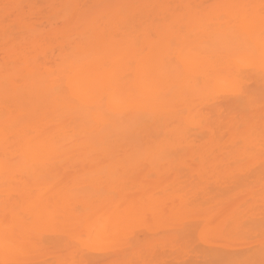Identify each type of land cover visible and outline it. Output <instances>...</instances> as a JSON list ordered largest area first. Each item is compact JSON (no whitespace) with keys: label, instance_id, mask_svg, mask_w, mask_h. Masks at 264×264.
<instances>
[{"label":"bare ground","instance_id":"1","mask_svg":"<svg viewBox=\"0 0 264 264\" xmlns=\"http://www.w3.org/2000/svg\"><path fill=\"white\" fill-rule=\"evenodd\" d=\"M204 1L0 0L1 264H25L33 249L43 253L53 244L55 251L77 247L68 254L78 258L70 256L71 264H264V146L208 140L197 157L187 149L204 133L215 139V129L233 128L244 110L264 116V10L261 0H215L219 7L211 10L201 8ZM238 69L257 86L248 85L256 98L250 104L221 85ZM258 88L261 97L253 93ZM206 102L211 107L204 110ZM197 103L205 111L199 122ZM151 131L173 134L179 145L158 139L156 145ZM53 145L58 163L39 177L25 171V162ZM184 149L197 166L204 159L206 170L194 175ZM152 171L154 197L142 203L160 211L158 222L137 230L127 246L86 245L87 228L113 211L109 192L121 185L117 178L133 190L139 186L133 176ZM124 188L118 195L132 201ZM198 188L190 206L214 213L203 235L198 217L171 211L179 196ZM35 253L32 261L44 256ZM53 258L67 264L65 256Z\"/></svg>","mask_w":264,"mask_h":264},{"label":"snow or ice","instance_id":"2","mask_svg":"<svg viewBox=\"0 0 264 264\" xmlns=\"http://www.w3.org/2000/svg\"><path fill=\"white\" fill-rule=\"evenodd\" d=\"M218 5H210L208 10L215 9ZM261 10H264V0L260 3ZM190 22H177L179 27H184ZM262 62L260 72L264 77V49L261 51ZM222 87L226 88L236 99L241 100L244 104H250L255 97L252 93L247 91L248 78L244 74L243 69H238L234 72H229L227 78L221 80ZM218 94V93H217ZM222 111V109H218ZM60 154L59 146L53 145L47 152L31 161L24 164V169L29 174L39 177L43 175L49 168L58 163ZM186 166L193 167L194 175L200 174L206 170V161L200 160L199 165H195L194 161H186ZM198 188L193 192L192 196L181 195L177 198L176 203L171 210L175 216H196L199 218L200 234L212 230L214 223L212 222L214 213H204L196 206H190L191 200L194 199L196 192L202 191ZM113 211L108 215H100L96 217L95 222L87 228L84 242L86 245H129L131 238L139 229L149 227L151 224L158 222L160 218V211L155 207H148L144 204H138L132 201L125 202L123 199L113 200ZM53 224L55 218H52ZM189 221L185 220L184 224ZM184 227V225H181Z\"/></svg>","mask_w":264,"mask_h":264},{"label":"rangeland","instance_id":"3","mask_svg":"<svg viewBox=\"0 0 264 264\" xmlns=\"http://www.w3.org/2000/svg\"><path fill=\"white\" fill-rule=\"evenodd\" d=\"M214 1H215V0H206V1H204V3H202V5H201V8H209L210 5H214V4H215ZM262 13H263V12H262ZM262 15H263V14H262ZM246 69H247V68H246ZM249 70H250V68H249ZM251 70H252V69H251ZM254 70H255V69H254ZM234 71H235V70H234ZM252 71H253V70H252ZM248 72H249V71H248ZM250 73H251V72H250ZM254 73H255V72H254ZM244 74H245V71H244ZM247 74H249V73H247V71H246V76H247ZM228 75H229V74H228ZM251 75H252V74H251ZM249 76H250V75H249ZM251 77H252V76H251ZM251 77H250V78H251ZM255 78H256V77H255ZM251 80H252V79H251ZM251 80L248 79V85H249V83H250V84H253V83L251 82ZM253 80H254V78H253ZM253 80H252V81H253ZM255 80H256V79H255ZM256 84H257V81H256ZM253 85H254V84H253ZM249 86H250V85H249ZM253 87H257V86L254 85ZM253 87H252V89H253ZM225 89H226V88H225ZM249 89H250V88H249ZM254 89H255V88H254ZM256 89H257V88H256ZM258 89H260V88H258ZM221 90H222V89H221ZM221 90H220V93L218 94V96H219V98L222 97V98H221V100H222L221 102H225V101H227L229 98L225 96L226 94H221ZM262 90H263V89H260V91H259V90H258V91H254L253 93L258 92V93H259V96H260V94L263 93ZM222 91H223V90H222ZM249 91H251V89H250ZM261 91H262V93H261ZM225 92H226V93L228 92L230 95H232L228 90H227V91L225 90L224 93H225ZM212 93H213V95H214V91L211 92V95H212ZM217 93H218V92L215 93V96L217 95ZM222 93H223V92H222ZM251 93H252V92H251ZM211 95H210V97L207 98V101H208V99L210 100V98L213 97V95H212V96H211ZM256 95H257V93H256ZM218 96H217V97H218ZM228 96H229V95H228ZM232 96H233V95H232ZM260 97H261V96H260ZM219 98H217V100H218ZM230 98H232V97H230ZM233 98H234V97H233ZM257 98H258V97H257ZM255 99H256V98H255ZM259 99H260V98H259ZM211 100L213 101L212 98H211ZM211 100H210V101H211ZM212 101H211V102H212ZM214 101H215V100H214ZM217 102L220 103L219 100H218ZM204 103H205V102L203 101V104H204ZM206 103H207V104H205V105L202 104V105L200 106V107L203 106V107H204V110L207 109V108L210 109V107H211V104H210V106H208L210 102H206ZM214 104H215V103H214ZM221 104H222V103H221ZM198 105H199V104L197 103L196 106L198 107ZM203 107H202V108H203ZM198 108H199V107H198ZM202 108H199V109H202ZM249 110H250V111H253V110H251V109H249ZM202 111H203V109L200 110V111H199V110L196 111V114H194L195 119H198V118H199V119L203 120V119L200 118V117L204 116L205 114L202 113V114H204V115L201 114V116H200V114H199V113L202 112ZM208 111H209V110H208ZM247 111H248V109H247L246 111H245V110L242 111V112H246L245 114H243L242 112H239L240 114H241V113L243 114V115H242V114H241V115L243 116L244 119L241 118V117H238V115H236V118L234 117V118L232 119V121H233L232 123H234V124H233V128H234V125L237 123V124L235 125L236 128L234 129V131H235V133H236V131H238V133H237L238 135L236 134L238 138L235 137V134L233 133L234 131L231 130V129H233L231 123H230V124H231V125H230V126H231L230 130H229V127L227 128V127L224 126V128H223V127H220L221 125L219 124V127H220V128L215 129V135H217V136L215 137V139H213V137L211 138V135H212V134L210 135L209 133H204V134H203V135H205V138H203V139H205L204 141H203L202 139H198V138H199V135H198V138H196V137L193 138V139H195V140L198 139L197 142L194 141V140H193L194 142H192L193 144H192L191 142H190V143L188 142L189 144H191V146L187 147V149L190 150V147H192V149L190 150V153H189V151H188L189 155L195 154V155H193V157H195V156H196V153L198 154V152H199V150H198V146H199V148H202L201 146H202L203 144H210V143H211L210 141H212V140H214V141H215L216 143H218V144H219L220 142H222L223 144H226L225 146H227L228 143H229V146H230V143H233V142H234V143H238V141H240V143H246V144H247V142H248V143L251 142L250 144H252V145L254 144V147H255V146H258V145H257V142H258V143H259V142H260V143L262 142V144L259 143V145H260V146H261V145L264 146V145H263V142H264V116H262L261 113L259 114L258 111H256V112H258V114L256 113V115H253V114H255V113H252V112H249V111L247 112ZM203 112H205V111H203ZM254 112H255V111H254ZM240 114H239V115H240ZM246 114H248V116H247ZM250 114H252L253 116L251 117ZM263 114H264V113H263ZM241 115H240V116H241ZM196 116H198V117L196 118ZM240 118H241V119H240ZM199 119H198V122L200 121ZM245 119H246L247 121H246ZM221 120H222V119H220V121H221ZM225 120H226V122H228V121H227V118H224V121L222 120L221 123L223 122L224 125H225V124L228 125L229 122H228V123H225ZM242 120H243V121H242ZM249 120H250V121H249ZM204 121H205V120H204ZM218 121H219V120H218ZM218 121H217V120H216V121H214V120L212 121V120H211L212 123H215L214 125H213V124H212V125H213L214 127L217 126L216 124H217ZM235 121H236V122H235ZM248 121H249L250 124L248 123ZM242 122H243V123H242ZM245 122H246V124H244ZM247 123H248V124H247ZM238 124H239V125H238ZM227 125H226V126H227ZM237 125H238V127H237ZM246 125H247V126H246ZM186 126H187V125H186ZM228 126H229V125H228ZM184 127H185V126H184ZM189 128H190V127H189ZM212 128H213V127H212ZM244 128H245V129H244ZM160 129H162V128L160 127L159 130H160ZM243 129H244V130H243ZM192 130H193V129H192ZM194 130H196V129H194ZM213 131H214V130H213ZM161 132H162V131H160V133H161ZM151 133H152L151 136L153 135V136L155 137V138H154V137L152 136V139H154V142H155L156 139H158V140H156V142L158 141V143H160L159 141L162 140V143L164 144V146H165V144H166V146H168V145H167V142H169V141H171V143H168L169 145H179V144H178V140L176 139V137H175V136H172L173 134H171V135H170V134L167 135V134L164 132V133H165V136H162L163 133H161V134H159V135H155L153 131H151ZM193 133H195V131H193ZM191 134H192V133L190 132V135H191ZM241 135L244 136L245 138L242 137ZM166 136H169V137L166 138ZM201 136H202V135H201ZM212 136H213V135H212ZM233 136H234V137H233ZM172 137H174V139H173ZM191 137H192V136H191ZM243 138L245 139V141H244ZM165 139H167V140H165ZM169 139H171V140H169ZM175 139H176V141H175ZM191 139H192V138H191ZM236 139H237L238 141H235ZM246 139H247V140H246ZM248 139H249L250 141H249ZM172 140H173V141H172ZM199 140H201V141H199ZM208 140H210V141H209L210 143L207 142ZM230 140H232V141H230ZM152 141H153V140H152ZM165 141H166V142H165ZM174 141H175V142H174ZM189 141H192V140H189ZM218 141H220V142H218ZM243 141H244V142H243ZM156 142H155V144H156ZM164 142H165V143H164ZM186 142H187V141H186ZM186 142H185V143H186ZM174 143H175V144H174ZM176 143H177V144H176ZM185 143L183 142L184 145H188V144H185ZM202 143H203V144H202ZM222 143H220V144H222ZM183 144H180V145H183ZM201 144H202V145H201ZM156 145H157V144H156ZM192 145H194V146H192ZM195 145H196V146H195ZM242 145H243V144H242ZM247 145H248V144H247ZM247 145H246V146H247ZM252 145H251L250 147H252ZM203 146H204V145H203ZM229 146H228V147H229ZM260 146H259V147H260ZM248 147H249V146H248ZM246 148H247V147H246ZM252 148H253V147H252ZM261 148H263V150H264V147H261ZM185 149H186V148H185ZM185 149H184L183 153L185 152L186 157H185L184 155H183V156H184L186 159L189 160L190 158H189V157L187 158L188 154H187V150H185ZM256 149H257V147L254 148V151H255ZM258 149H259V148H258ZM192 150H193V151H192ZM196 150H197V151H196ZM252 150H253V149H251V151H252ZM191 151H192V152H191ZM254 151H253V152H254ZM244 152H246L245 154H247V150H246V149H244ZM256 152H257V153H256ZM258 152H259V153H258ZM261 153H262V154H261ZM261 153H260V151L257 150V151H255L254 154H257V155L261 154V155H263V152H261ZM252 154H253V153L249 154V156H252V157H250V158H253L254 155H252ZM181 156H182V154H181ZM183 156H182V157H183ZM247 156H248V154H247ZM249 156H248V157H249ZM255 156H256V155H255ZM259 156H260V155H259ZM263 156H264V155H263ZM196 157H197V156H196ZM260 157H261V156H260ZM260 157H259V158H260ZM191 158H192V157H191ZM245 158H246V156H245ZM255 158H256V157H255ZM259 158H258V159H259ZM258 159H254V161H256V160H258ZM244 160H245V161H244V163H245L247 159H244ZM251 160H252V159H251ZM251 160L248 159L249 163L247 162L250 166H249L248 164L245 165V164H246V163H245V164H243V167H244V168H246L247 166L251 167L252 164H254V162H252ZM259 160H260V159H259ZM261 160H262V159H261ZM189 161H192V160H189ZM262 161H263V160H262ZM250 162H252V164H250ZM256 162H257V161H256ZM256 162H255V163H256ZM238 164H240V163H238ZM241 164H242V162H241ZM241 164H240V166H241ZM257 164H258V162H257ZM259 164H260V163H259ZM195 165H196V164H195ZM255 165H256V164H255ZM243 167H242V168H243ZM249 167H248V168H249ZM253 167L255 168L254 165H253ZM263 167H264V165H263ZM244 170H245V169H244ZM248 170H249V171H250V170L253 171V168H249ZM258 170H260V169H258ZM258 170H256V171H258ZM263 170H264V169H263ZM263 170H262V171H263ZM181 171H182V169H181ZM183 171H184V170H183ZM246 171H247V168H246ZM246 171H245V172H246ZM249 171H248V172H249ZM117 172H118V171H117ZM117 172H116V173H117ZM119 172H121V171H119ZM119 172H118V173H119ZM187 172H188V171H187ZM248 172H246V173H248ZM253 172H254V171H253ZM118 173H117V175H118ZM121 173H122V172H121ZM154 173H155V170H154ZM123 174H124V173H123ZM145 174H146V173H145ZM258 174H259V173H258ZM250 175H251V174H250ZM114 176H116L115 173H114ZM114 176H113V177H114ZM118 176H119V175H118ZM120 176H122V174H120ZM261 176H262V175H261ZM154 177H155V175H154ZM154 177H153V171H152V172H149V174H146V175H137V176H133V178H136V180L139 181V186L136 187V188H134L133 190H131V188H130V186H131L130 183H128V184L122 186V184H124V183L121 182V181L119 182V180H120V177H119V178H117L118 181H116V180H115V181H116V183L118 182L119 185H120V183H121V185H120V186H117L114 190H112L111 192H109V197H111L113 200H120V199L122 198L121 193L123 192V187H125V188H124V189H125V190H124L125 192H126V191H128V192H129V191H132V201H135V203L141 204L142 201H144V202H145V201H148V199H147L148 197H154V194H153V178H154ZM261 178H262V177H261ZM261 178H260V179H261ZM114 179H116V178H114ZM251 179H252V177H251ZM255 179H258L257 181H259V178H255ZM250 181H251V180H250ZM253 181H254V180H253ZM257 181L253 182V185H252V186L250 185V186L252 187L251 190H253V192H255L254 189H253V187H255V186H256V187H259V186L261 185V181H262V180H260V184H259V182L256 183ZM262 182H263V184H264V181H262ZM254 183H255V184H254ZM257 185H259V186H257ZM121 186H122V187H121ZM248 187H249V185H248ZM248 187L246 186L247 190L250 191V190L248 189ZM262 187H263V186H262ZM262 187H261L260 189H263V188H264V187H263V188H262ZM119 188L122 189V192H121V193L118 192V193H120L121 198H120V196H119L118 193H117V191H118ZM166 188H167V187H166ZM260 189H259V190H260ZM80 190H81V188H80ZM80 190H79V191H80ZM82 190H83V189H82ZM84 190H85V189H84ZM165 190H166V191H164V192H167V193L169 192V191H167V189H165ZM169 190H170V189H169ZM259 190H257V191H259ZM6 191H7V190H6ZM102 192L106 194V191H105V190L102 191ZM251 192H252V191H251ZM3 193H4V192H3ZM3 193H2V194H3ZM7 193H8V192H7ZM93 193H95V190L93 191ZM98 193H99V190H97L96 195H97ZM8 194H9V193H8ZM157 194H158V193H157ZM159 194L161 195V194H163V193L159 192ZM5 195H6V194H5ZM94 195H95V194H94ZM99 195H102V194H99ZM149 195H151V196H149ZM152 195H153V196H152ZM257 196H258V195H257ZM257 196H256V197L254 196L253 199L255 200V199L257 198ZM260 196H262V195H260ZM7 197H8V195H7ZM7 197H5V198H7ZM50 197H51V196H50ZM258 197H259V196H258ZM9 198H10V196L8 197V199H9ZM260 198H262V197H259V200H258L257 203L260 202V200H261ZM49 199L52 201L53 198L51 197V198H48V200H49ZM253 199H252V200H253ZM113 200H112V201H113ZM252 200L250 201V199H249L250 202H252ZM254 200H253V201H254ZM107 201H108V200H107ZM261 202H262V201H261ZM261 202H260L259 204H261ZM254 203H255V201H254ZM142 204H143V203H142ZM6 216H7V217H5V219L8 218V214H7ZM9 216H10V214H9ZM7 220H8V219H7ZM5 221H6V220H5ZM6 222H7V221H6ZM151 225L153 226V224H151ZM154 229H155V228H154ZM154 229H153V230H154ZM140 231H141V230H140ZM142 231H143V230H142ZM142 231H141V233H143ZM144 231H145V230H144ZM74 242H75V241H74ZM71 243H72V241H71ZM75 243H76V242H75ZM51 244H52V243H51ZM55 244H56V243H55ZM66 244H67V243H66ZM48 245H50V244H48ZM69 245H70V243H69ZM74 245H75V244H74ZM78 245H80V244H78ZM45 246H46V245H45ZM50 246H51V245H50ZM50 246H49V247H50ZM62 246H63V245H62ZM65 246H66V245H65ZM67 246H68V245H67ZM96 246H97V245H96ZM53 247H54V244H53ZM53 247L51 246L50 249L48 248V250H46V248H47V246H46L45 251H44V250L42 251L43 253H41V250H40V247H39L38 250H37V249H33V252H31V251L28 252L29 254L33 253V254H31V256H30L28 253H27V254H28L31 258H32V256L34 255L35 252H36L35 254H38L37 257L39 256L40 253H41V255L44 254L45 257H44V256L42 257V256L40 255L41 257L38 258L39 261L41 260V263H40V264H42V262H44V261H46V262H44V263H46V264H57L58 262L55 261V259L53 258L54 256L56 257V260H59V259L61 260V259L65 256V259L67 258V260H63V261H64V262L67 261V264H71V262H72L74 259H78V258H75V257L73 258L71 255H70L71 257L68 255L69 252L72 253V252H71L72 249L77 248L76 246H73V245H72V248H71V246L68 247V249H66V250H68V253H67L66 250H63V249H61V248H60V249H61L60 251H55V249H57L58 246H57V247L55 246V248L53 249L54 251H53V250L51 249V248H53ZM59 247H60V246H59ZM63 247H64V246H63ZM80 247H81V245H80ZM78 249L81 250L82 248H81V249L78 248ZM97 249H98V246H97ZM34 250H37L38 252H37V251H34ZM39 250H40V251H39ZM50 250L52 251L53 256H52ZM57 250H58V249H57ZM62 250H63V251H62ZM76 250H77V249H76ZM64 251H66V252H64ZM72 251H74V250H72ZM30 252H31V253H30ZM44 252H47L48 255H47L46 253H44ZM48 252H50V255H51V256L49 255ZM53 252H55V254H54ZM58 252H59V254H58ZM60 252H61V254H60ZM79 253H80V252H79ZM82 253H83V250H82ZM45 254H46V255H45ZM57 254H58V255H57ZM86 254H87V253H86ZM28 255H27V256H28ZM73 255H74V252H73ZM75 255H76V254H75ZM80 255H81V254H80ZM80 255H79V256H80ZM23 256H26V254L23 255ZM29 256H28V257H25V258L22 257V258H23V259L30 258ZM34 256H35V255H34ZM59 256H62V257L59 258ZM77 256H78V255H77ZM85 256H86V255H85ZM85 256H84V258H85ZM153 256H154V255H152V257H153ZM155 256H156V255H155ZM155 256H154V257H155ZM46 257H48V259H46ZM69 257H70V259L73 258V260H70ZM81 257H82V256H81ZM152 257H150V258H152ZM154 257H153V258H154ZM31 258H30V259H31ZM42 258L44 259L43 261H42ZM145 258H146V257H145ZM150 258H148V259L150 260ZM19 259H20V258H19ZM30 259L28 260V262H27V260H26L25 262H27V263H25V264H28L29 261H30ZM38 259H36V260L33 259V261L35 262V261H37ZM45 259H46V260H45ZM81 259H82V258H80L79 260H81ZM154 259H155V258H154ZM69 260H70V261H69ZM138 260L140 261V258H139ZM141 260H142V258H141ZM22 261H23V260H21V261L19 260V262H22ZM33 261H32V259H31V263H32ZM68 261H69V263H68ZM76 261H77V260H76ZM142 261H143V260H142ZM146 261H147V260H146ZM19 262H17V263H19ZM23 262H24V261H23ZM23 262H22V263H23ZM37 262H38V261H37ZM60 262H62V261H59V263H60ZM64 262H63V263H64ZM59 263H58V264H59ZM155 263H156V261H155ZM0 264H1V262H0ZM19 264H20V263H19ZM32 264H33V263H32ZM34 264H35V263H34ZM65 264H66V263H65ZM139 264H140V263H139ZM142 264H143V263H142ZM153 264H154V262H153Z\"/></svg>","mask_w":264,"mask_h":264}]
</instances>
